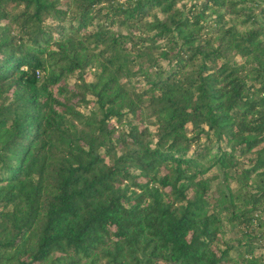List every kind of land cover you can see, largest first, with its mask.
Here are the masks:
<instances>
[{
	"label": "trees",
	"instance_id": "trees-1",
	"mask_svg": "<svg viewBox=\"0 0 264 264\" xmlns=\"http://www.w3.org/2000/svg\"><path fill=\"white\" fill-rule=\"evenodd\" d=\"M260 5L0 0V264H264Z\"/></svg>",
	"mask_w": 264,
	"mask_h": 264
},
{
	"label": "rangeland",
	"instance_id": "rangeland-1",
	"mask_svg": "<svg viewBox=\"0 0 264 264\" xmlns=\"http://www.w3.org/2000/svg\"><path fill=\"white\" fill-rule=\"evenodd\" d=\"M258 1L259 2H262L260 6H264V0H258ZM260 6H258V7L255 6V8H258L259 9ZM258 9L256 10L257 12H258Z\"/></svg>",
	"mask_w": 264,
	"mask_h": 264
},
{
	"label": "flooded vegetation",
	"instance_id": "flooded-vegetation-1",
	"mask_svg": "<svg viewBox=\"0 0 264 264\" xmlns=\"http://www.w3.org/2000/svg\"><path fill=\"white\" fill-rule=\"evenodd\" d=\"M262 3V2H261Z\"/></svg>",
	"mask_w": 264,
	"mask_h": 264
}]
</instances>
